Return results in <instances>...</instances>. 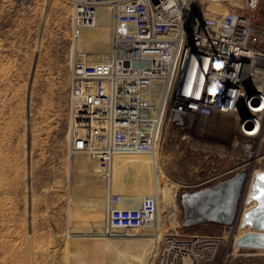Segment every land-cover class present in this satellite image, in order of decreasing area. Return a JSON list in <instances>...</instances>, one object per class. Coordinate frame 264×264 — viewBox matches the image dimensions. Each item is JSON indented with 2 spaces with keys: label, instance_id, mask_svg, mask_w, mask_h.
Here are the masks:
<instances>
[{
  "label": "rangeland",
  "instance_id": "obj_1",
  "mask_svg": "<svg viewBox=\"0 0 264 264\" xmlns=\"http://www.w3.org/2000/svg\"><path fill=\"white\" fill-rule=\"evenodd\" d=\"M210 9L225 11L217 3ZM70 13L71 0H0V264H151L164 234L222 237L225 231L231 236L216 264H264V250L233 248L253 203L250 174L264 168V141L251 153L233 147L232 117L192 127L182 119L167 122L156 156L118 158L109 185L91 157L72 156L70 69L77 59L97 62L130 29L102 7L73 41ZM263 13L259 8L247 17L264 20ZM239 174L233 220L183 225L184 198ZM130 181L160 197L156 223L136 233H104L110 195ZM131 197L135 204L141 198Z\"/></svg>",
  "mask_w": 264,
  "mask_h": 264
},
{
  "label": "built area",
  "instance_id": "obj_2",
  "mask_svg": "<svg viewBox=\"0 0 264 264\" xmlns=\"http://www.w3.org/2000/svg\"><path fill=\"white\" fill-rule=\"evenodd\" d=\"M211 2L226 12H211ZM102 7L130 30L115 37L97 62L79 59L70 69L72 156L91 157L96 174L109 185L118 158L156 156L166 123L176 116L191 127L232 117V146L246 152L264 141V20L247 17L264 9V0H244L242 6L236 0H71L73 41ZM250 177L260 184L264 168ZM116 189L123 195L111 193L104 233L152 228L160 197L140 192L133 181ZM132 195L141 197L138 204ZM186 219L183 225L192 223ZM229 236L228 231L222 237L164 234L151 264H216Z\"/></svg>",
  "mask_w": 264,
  "mask_h": 264
},
{
  "label": "bare ground",
  "instance_id": "obj_3",
  "mask_svg": "<svg viewBox=\"0 0 264 264\" xmlns=\"http://www.w3.org/2000/svg\"><path fill=\"white\" fill-rule=\"evenodd\" d=\"M210 5H211V3H210ZM219 5L222 7V9H224V6H222L221 4H219ZM224 10H225L224 12H218L214 9L213 10L210 9L211 12L216 13V14H224L226 12V8ZM77 60H79V59H77ZM260 180L263 182L264 178L261 177ZM251 181H253V178H251L250 183H252ZM236 182H237V180H234L232 182H227L225 184H221L220 186H218L214 189H212V188L207 189L201 193H196L194 195H189L188 197H186L185 201H184V208L186 209V216H187L186 221L204 222V221L209 220V219L210 220H217L218 215L221 213H225L227 216L233 215L235 213L234 212L235 210L232 209V207H233V204L235 202L234 201V199H235V191H234L235 189L234 188H235ZM250 183H249V185H250ZM254 183H255V181H254ZM255 184H253V185L255 186ZM254 186H253L254 191L257 188H262L264 190L263 184H256L255 188H254ZM254 191L251 194L250 200H247V201H249L250 206H251V203L253 200ZM263 195H257L256 194V196L258 198H261V199L257 200L255 202V206H254V203H252L250 210L248 209L249 212L245 214V217L243 218V223L240 224V229H241L242 234L235 238L236 242L239 238H241L242 236H244L245 234H247L251 231L264 232V223H263L264 222V198L262 199ZM254 207H255L256 211H254ZM119 208L120 209H126V206H120ZM253 212H255L254 213V215L256 217L255 220L253 219V217L251 215V214H253ZM250 218H252V220H250ZM249 220H250V223H249ZM257 224H260V225L257 227ZM248 227H250L251 230H248L249 229ZM233 248H234V250H237L239 247L233 246ZM239 249H245V248H239ZM150 254H149V256H150ZM149 256H148V258H149Z\"/></svg>",
  "mask_w": 264,
  "mask_h": 264
},
{
  "label": "water",
  "instance_id": "obj_4",
  "mask_svg": "<svg viewBox=\"0 0 264 264\" xmlns=\"http://www.w3.org/2000/svg\"><path fill=\"white\" fill-rule=\"evenodd\" d=\"M175 120L181 121V118L179 116H176ZM240 178H238L236 185H235V188H234L235 189L234 190L235 191V199H234L235 202H234L233 207H232V209H234V210H235V203L237 201V198H238L239 193H240V188H241ZM260 184L264 185V181L261 182ZM255 187L256 186H254V188ZM233 215L227 216L225 213H221L218 215L217 221L228 222L229 220L232 219ZM236 245L239 248H250V249L264 250V232L251 231V232L245 234L244 236H242L241 238H239L236 242Z\"/></svg>",
  "mask_w": 264,
  "mask_h": 264
},
{
  "label": "crops",
  "instance_id": "obj_5",
  "mask_svg": "<svg viewBox=\"0 0 264 264\" xmlns=\"http://www.w3.org/2000/svg\"><path fill=\"white\" fill-rule=\"evenodd\" d=\"M238 1V3H237V5H239V6H242L243 5V3H244V0H237ZM212 5H214V3L213 2H211V6ZM264 190L262 189V188H257V189H255V191H254V196H253V200H252V202L254 203V206H255V202L257 201V200H260L261 198H258L257 196H256V194L257 195H263L264 193ZM258 198V199H257ZM264 198V195L262 196V199ZM254 211H256V209H255V207H254ZM255 212H253V214H254Z\"/></svg>",
  "mask_w": 264,
  "mask_h": 264
}]
</instances>
